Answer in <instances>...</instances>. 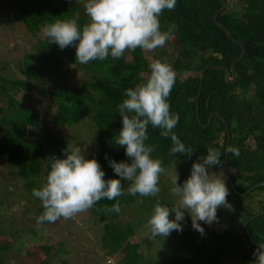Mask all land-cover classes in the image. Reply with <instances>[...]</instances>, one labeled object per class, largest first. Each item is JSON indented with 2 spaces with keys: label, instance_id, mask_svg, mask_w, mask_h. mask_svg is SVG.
Wrapping results in <instances>:
<instances>
[{
  "label": "trees",
  "instance_id": "1",
  "mask_svg": "<svg viewBox=\"0 0 264 264\" xmlns=\"http://www.w3.org/2000/svg\"><path fill=\"white\" fill-rule=\"evenodd\" d=\"M6 1L8 8L6 6L3 11L7 18L16 23L23 22L25 29L32 35L38 31V25L45 27L57 20L75 18L76 10H79L77 19H80L77 23L82 26V10L74 0H32V3L26 2L27 0ZM224 1L227 2V7L219 13L216 20L229 31L232 39L213 20V15L223 6L220 0H177L176 8L165 11L161 16L163 30H167L171 24L176 25V30L171 43H166L163 48L155 51L159 54V59L168 63L176 56L170 65L177 74L186 70L198 72V76L176 79L169 97L171 111L180 117L174 132L194 153L191 157L185 154L169 155L171 139L162 137L161 130L151 126L148 128L149 139L146 144L157 145L151 155L160 159L166 170L197 162L207 155L209 147L220 148L222 152L229 145L237 147L238 157L228 153L229 178L234 189H240L241 193L258 187L245 195L249 197L252 193H264V0ZM234 40L242 43L246 52L235 66L236 80L229 84L225 80L224 71L218 68L230 71L231 64L239 57L241 46ZM175 46L176 49L173 48ZM38 52L26 56L25 63L20 68L21 73L29 78H35L38 74L44 80L49 72H58L62 65L65 66L64 70H72V66H77L79 76L83 81H88V85L71 92L65 89L59 92L62 95L69 94L66 102L53 99L54 90H39L38 93L51 101L50 106L53 107L49 116L39 115L35 109L27 110L14 99L16 89L17 92L20 89L30 92L31 85L35 84L8 78L4 75L6 66H0V97L3 98L0 102V158L24 176V188L28 196L20 198L33 199L35 207L32 210L36 213V218L42 214L43 207L40 200L32 195V190L45 184L52 158H64L65 150L71 149L68 140L62 136V130L88 116L95 127V135L91 140L93 156L105 172L104 179H121L127 190L131 182L117 176L109 164L110 160L129 164L132 162L125 155V148L115 143L122 129V117L117 106L125 99L126 89L147 79L140 77V73L150 72L149 63L143 62L140 52L133 56L130 63L124 61L123 57L114 60L109 56L104 61L82 65L76 62L75 45L61 50L48 38L39 43ZM110 67L112 68L109 69ZM204 69L206 71L201 94L197 99L201 72ZM109 74L113 76L109 78ZM4 111L8 113L3 115ZM215 112L225 119V123L214 116L208 126L209 117ZM50 125L53 130L49 128ZM226 157L227 153L221 157L222 166L216 165L211 169L216 174L223 173L225 183L230 188L224 171ZM117 200L121 208L119 213L105 211L106 207L110 208L117 202L107 199L99 201L90 210L92 216L89 218L91 224L88 231L103 233L101 236L104 235L107 253L116 255L124 264H144L146 257L140 250L136 229L142 227L143 221L153 212L157 202L166 204L160 195L142 198L139 195H129L127 191ZM132 205L139 213L136 220L131 211H127ZM28 210L31 208L24 212ZM249 210L248 214H242L240 209L232 213V219L237 218L238 222L236 231L230 234L217 231L214 226L205 225L204 222H201L204 225V233L201 234L193 230L191 220L185 212L186 222L190 221L189 228L175 232L178 233L176 241L173 239L172 242L175 241L177 246L171 252L167 264H223L225 259H231L234 264H254V252L260 243H264V196L256 208L249 207ZM18 214L21 215L22 211L13 210L10 216L18 217ZM217 216V224L221 225L220 214ZM171 218L174 219L175 214H171ZM57 224L58 227L63 225L69 229V237L83 236L86 231L72 218H61L55 223L39 226L51 229ZM0 234L8 233L2 230ZM75 242L77 244L78 240ZM245 242L248 246H245ZM57 243L52 254L47 250L48 246H44L34 260H28L23 254L24 247L18 239L13 243L0 244V264H15V261H8L6 256L15 257L16 254L19 255L18 264H21L20 259L23 258L25 264L63 262L72 255L65 250L64 242Z\"/></svg>",
  "mask_w": 264,
  "mask_h": 264
},
{
  "label": "clouds",
  "instance_id": "2",
  "mask_svg": "<svg viewBox=\"0 0 264 264\" xmlns=\"http://www.w3.org/2000/svg\"><path fill=\"white\" fill-rule=\"evenodd\" d=\"M177 0H87L84 5L88 23L79 25L76 18L57 20L45 26L44 34L61 50L75 45L76 62L87 65L92 61H104L111 56L122 58L126 52L140 49L154 52L163 48L172 38L176 25L167 30L161 27V16L176 8ZM147 79L125 90L122 103L117 108L122 117V129L115 143L125 148L131 163L110 160L114 172L131 184L125 190L121 179L105 180V172L96 159H86L79 146L65 150L64 158L53 157L45 184L34 188L32 195L39 199L43 212L36 218L37 225L67 220L79 213L91 210L104 199L116 200L107 212L121 211L118 197L125 194L139 197H156L161 191L160 176L166 172L160 159L152 157L157 145L146 144L148 128H159L160 135L170 138L169 155L185 154L194 150L187 147L174 132L179 114L171 111L169 97L175 86L173 67L160 59L149 65ZM239 156V149L229 145L207 148V155L194 162L190 176L181 186L178 174L171 180L172 196L178 198V206L169 207L157 202L147 221L149 239L165 238L172 231H182L185 212L191 216L192 227L204 233L200 222L211 225L218 220L219 208H230L229 189L224 179L214 178L213 166H222V155ZM175 218H171V214ZM254 264H264V243L254 252Z\"/></svg>",
  "mask_w": 264,
  "mask_h": 264
},
{
  "label": "rangeland",
  "instance_id": "3",
  "mask_svg": "<svg viewBox=\"0 0 264 264\" xmlns=\"http://www.w3.org/2000/svg\"><path fill=\"white\" fill-rule=\"evenodd\" d=\"M74 1L81 7L82 25L88 23L89 17L86 15L84 8L87 0ZM26 2L32 3V0H27ZM6 4V0H0V66H6L4 75L8 78L12 80H24L29 84H35L31 85L32 88L30 92H25L21 89L19 92H17L18 89H16V92L14 93V99L16 100L15 102L21 104L22 107L26 108L27 110L31 108L35 109V112H37L39 115L49 116L50 114H52L51 110L53 107L50 106V104L52 105V103L51 101L49 102L48 99L43 98L39 94L40 91H43V89L45 91L54 90L52 93L53 99H55L56 101L65 100L66 102L67 100H69V94L66 93L62 95L59 94V92H61L63 89L71 92L74 89L85 87L88 85V81H83L81 79L78 74V69L76 68L77 66H72V70H64L65 66L62 65L58 72H49L44 77V80H41L42 77L40 78L38 74H36L35 78H29L28 75L21 73L20 68L25 63L26 56L35 55L38 52L39 43L44 42L47 39L44 34L45 27L42 25H38L39 29L35 33V35L30 34L25 29L23 22L16 23L15 21H11L12 19L10 20L7 18V15H5L3 11L6 10ZM76 13L74 17L77 19L79 10H76ZM77 21H80V19H77ZM171 40L172 39H170L167 43L170 44ZM173 48L176 49V46ZM169 50L172 51L171 49ZM155 51L144 52L140 49H137L134 52H126L123 58L124 61L130 63L133 59V56L140 52L142 54L143 62L149 63L148 65H150L153 59H159V54ZM175 57L171 59L168 64L172 65L171 62L175 59ZM111 68L112 67H110L109 69ZM148 75L149 72L140 73V77L142 78H147ZM192 75L198 76V72H196L195 70H186L182 74L176 73V79L184 80L188 76ZM112 76V74L108 75L109 78ZM34 86H36V88ZM2 100L3 98L0 97V102ZM1 104L2 103H0V105ZM5 113H8V111H4L2 114L4 115ZM89 120L90 117L88 116L81 121H76V124L72 125L66 130H62V136L66 140H68V142L70 143V148H72L73 146H79L84 151L86 159H93L94 149L91 140L95 135V127ZM49 128L53 130L52 125H50ZM192 165L193 163H189L184 167L174 166L167 169L166 172L160 176L159 187L161 188V191L158 195L161 196L166 206H178V198L172 196L170 193V189L173 186L171 184V180L175 176V173H177L178 183L182 186L184 181L191 174ZM210 172V174L214 178L224 179L223 173L222 175L220 173L216 174L215 170L212 169H210ZM24 186V176L14 171L4 160H2V158H0V231L6 230L8 233L4 235L0 234V244L13 243L14 240L18 239V242L23 244V254L26 255L28 260H34L35 255L40 253L42 247L48 246L47 250H49V253L52 254V252H54V249L58 245L57 242H64L65 250L71 252L72 256H68L65 258V261H58L56 264H124L116 255H111L109 254V252L107 253V250H105L104 248V235L101 236L103 233L98 234V232L94 233L93 231H88L91 224L89 218L92 216L90 214V210L79 213L76 216L72 217V220H74L77 224H80L83 229L86 230L83 236L81 235L80 237H69V229L65 228L63 225H61V227H58L59 224L51 229H49V227H43V229L40 228L39 225L35 224L36 213H34V211L32 210V207H35V202H33V199L31 198H28V200H23L20 198L23 195L28 196V193L26 192ZM227 187L229 189L227 200L231 207L219 208L217 210V214H220L221 225L217 224L218 220L216 222H213L211 225L214 226L217 231H223L230 234L236 231V222H238L237 218L232 219V213L236 210L239 211L240 209L242 214H248L250 212L249 207L256 208L257 203L259 201H262L264 193H252L251 196L245 197V195H249L251 191L255 190L258 187L255 186L246 193H241L239 186V191H236L234 189V186H230V188L229 186ZM28 208H31V210L24 212ZM129 209L127 211H131L130 213L136 220V217L139 216V213L136 211V207L132 205L129 207ZM13 210H21L22 214H18V217H11L10 213H12ZM125 214L126 216H128V213ZM186 214L189 216L188 219L190 218L191 220V216L188 213ZM151 215L152 213L148 214V218L144 220L141 225L142 227H137L136 229V238L140 245V250L143 251L146 257V260H144V264H167L171 252L177 246V243L174 244L176 241L175 236L180 231H172V233L165 238L160 237L156 239H149L147 235L149 231L147 227V221L149 220ZM188 222L190 225V221ZM188 222H186V219L182 222V231H185L189 228ZM201 222V227H203L204 225ZM60 224H62V222H60ZM245 224H247V222H245L244 225ZM193 230L195 229L193 228ZM66 238H68L67 241ZM173 239L175 240L174 242H172ZM77 240L78 242L77 244H75V241ZM245 246H248L246 242ZM18 256L19 255L17 254L15 255V257H13V255H7L6 259L8 261L12 260V262L15 261L18 264ZM120 256L123 255L120 254ZM224 262L225 263L223 264H234L231 259H225ZM20 263L25 264L24 258L20 259Z\"/></svg>",
  "mask_w": 264,
  "mask_h": 264
},
{
  "label": "water",
  "instance_id": "4",
  "mask_svg": "<svg viewBox=\"0 0 264 264\" xmlns=\"http://www.w3.org/2000/svg\"><path fill=\"white\" fill-rule=\"evenodd\" d=\"M220 1L222 2L223 6H222L221 10H219L218 12H216L213 15V20L216 23V25L219 28L225 30V32L227 33L228 37L232 39L229 31L223 25L219 24L217 22V20H216V18L219 15V13L222 12L227 7V2H225L224 0H220ZM234 42H236L237 44H239L241 46V53H240L239 57L236 60H234L233 63L231 64L230 71L227 70V69H224V68H218V69H221V70L224 71V73H225V80L229 84H232L236 80L237 75H236V72H235V66L245 56V52H246L245 47L243 46L242 43L237 42L235 40H234ZM205 71H206V69H204L201 72L200 88H199V91H198L197 99H199L200 94H201V89H202V84H203V77H204ZM214 116H218L225 123V119L222 116H220L219 113L215 112L212 116L209 117L208 126L210 125V123H211V121H212V119H213ZM227 160H228V153H227V157H226V161H225V165H224V171H225V174H226V176H227V178L229 180L230 186L233 187L232 182L230 181V178H229L228 161ZM246 225L247 224H245L244 226L246 227Z\"/></svg>",
  "mask_w": 264,
  "mask_h": 264
}]
</instances>
